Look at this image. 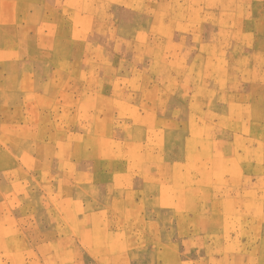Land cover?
I'll return each instance as SVG.
<instances>
[{
    "label": "rangeland",
    "instance_id": "rangeland-1",
    "mask_svg": "<svg viewBox=\"0 0 264 264\" xmlns=\"http://www.w3.org/2000/svg\"><path fill=\"white\" fill-rule=\"evenodd\" d=\"M262 115L264 0H0V264H261Z\"/></svg>",
    "mask_w": 264,
    "mask_h": 264
},
{
    "label": "crops",
    "instance_id": "crops-1",
    "mask_svg": "<svg viewBox=\"0 0 264 264\" xmlns=\"http://www.w3.org/2000/svg\"><path fill=\"white\" fill-rule=\"evenodd\" d=\"M250 125L256 126V129H243L241 131V134L239 135V137L241 138V142H244L243 138H252L253 141L264 143V116L262 115L257 118H252L250 120ZM231 138L232 136L228 137V135H225L226 140H231ZM255 151L257 153H254ZM240 154V168L244 178V180H242L241 182V187L239 189L240 192L236 193L233 191L229 193L228 191H226V193H228L229 195L225 197L213 193V197L209 199V204H211V206L218 207L219 212H221L220 208L224 207V205L228 206L229 204H233L236 206V208L240 206L242 218L254 219L256 217L259 220H264V218L262 217L264 216V211L260 210V207L264 206V187H262V185L260 186V183H264V149H260L256 145H252L251 153H247V155H244L243 153ZM221 156H224L228 162L232 161L233 159V154L229 151H226ZM227 189H231V187H228ZM212 190H215V187H213ZM249 192H251L250 199L252 203H254L253 199H255L258 203L256 210L251 206L250 199L247 197ZM242 203H246V206ZM218 208H216L215 210V215L211 214L208 217L207 220L209 222H221L225 220L223 219V217L219 219L217 213ZM256 237L257 236L255 235V233H251L247 237L248 240H243V243L246 247H250V250L252 249L251 251H249L250 253L260 252L262 254L264 253V239L260 240V238H264V232L260 237H257V240H255ZM250 261L251 260H248V262ZM263 261L264 260L260 261L259 258V263L261 262L262 264Z\"/></svg>",
    "mask_w": 264,
    "mask_h": 264
}]
</instances>
